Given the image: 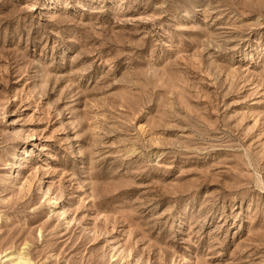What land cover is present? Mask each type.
I'll list each match as a JSON object with an SVG mask.
<instances>
[{
  "label": "rangeland",
  "instance_id": "374dc122",
  "mask_svg": "<svg viewBox=\"0 0 264 264\" xmlns=\"http://www.w3.org/2000/svg\"><path fill=\"white\" fill-rule=\"evenodd\" d=\"M0 264H264V0H0Z\"/></svg>",
  "mask_w": 264,
  "mask_h": 264
},
{
  "label": "bare ground",
  "instance_id": "6f19581e",
  "mask_svg": "<svg viewBox=\"0 0 264 264\" xmlns=\"http://www.w3.org/2000/svg\"><path fill=\"white\" fill-rule=\"evenodd\" d=\"M18 262V261H17ZM20 262V261H19Z\"/></svg>",
  "mask_w": 264,
  "mask_h": 264
}]
</instances>
